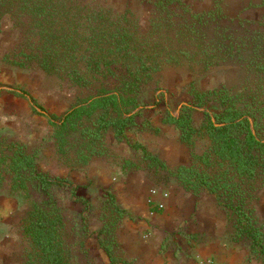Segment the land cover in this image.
Instances as JSON below:
<instances>
[{
	"label": "trees",
	"instance_id": "1",
	"mask_svg": "<svg viewBox=\"0 0 264 264\" xmlns=\"http://www.w3.org/2000/svg\"><path fill=\"white\" fill-rule=\"evenodd\" d=\"M195 1L141 0L150 12L149 28L141 37L137 22L129 17V7L117 14L102 3L87 0H0V23L9 15L21 32V40L5 60L21 69H40L82 89L102 82L98 95L89 97L62 121L63 125L80 111L89 120L83 128L82 145L90 148L108 128L125 139L126 128L140 111H128L120 118L115 113L124 105L141 107L143 90L165 66L189 61L209 69L229 61L242 63L247 85L240 91L226 86L209 91L193 87V102L184 105L183 113L165 114L164 122L174 125L181 142L189 147H194L197 136L208 140L201 155L192 151L189 164L170 169L143 145L135 147L142 149L150 167L168 171L186 189L212 193L230 212L235 239L247 241L252 253L264 256V222L251 205L264 188V32L243 34L231 27L249 23L242 13L264 8V0H242L244 7L234 16L227 14L226 0L197 5ZM209 102L212 107L207 106ZM194 106L204 108L200 120L189 114ZM57 140L64 150L62 137ZM10 149L13 155L6 179L13 187L39 194L22 218L28 246L21 264H78V244L69 239L62 208L52 192L54 186L67 183L38 171L36 155L23 146L11 144ZM106 202L111 219L98 231V241L107 264H136L123 260L115 250L114 231L125 210L113 194H108ZM81 229L87 230L86 223Z\"/></svg>",
	"mask_w": 264,
	"mask_h": 264
},
{
	"label": "rangeland",
	"instance_id": "2",
	"mask_svg": "<svg viewBox=\"0 0 264 264\" xmlns=\"http://www.w3.org/2000/svg\"><path fill=\"white\" fill-rule=\"evenodd\" d=\"M204 1L196 0L195 4ZM95 2L117 14H123L129 7L132 12L129 17L137 22L139 35L144 37L150 25V12L141 0H87L89 4ZM243 7L242 0H226L225 10L230 16ZM242 18L250 22L243 27L233 23V30L243 34L264 32L260 22H264V8L247 10ZM20 40L19 28L14 27L9 15L5 16L0 23V264L22 263L28 246L22 218L39 199L37 192L13 187L6 179L13 155L11 144L34 153L38 171L67 183L54 186L52 192L62 208L69 239L78 244L75 246L78 264L108 263L98 241V231L111 219L108 194L115 195L125 210L114 237L118 256L127 262L217 264L210 253L208 257L207 252L201 251H216L229 244L249 250L247 262L256 260L264 264V256L252 253L247 241L235 239L230 212L217 203L212 193L186 189L168 171L150 167L142 149L135 147L143 145L170 169L189 164L192 151L201 155L208 148V140L197 136L194 147H189L181 142L179 130L164 122L165 114L183 113L184 105L193 102V87L209 91L226 86L240 91L247 85L242 63L229 61L209 69L189 61L165 66L156 81L143 90L141 107L124 105L115 113L120 118L128 111H140L126 128L125 139L117 138L114 130L108 128L90 148L82 145L83 128L89 125V120L80 111L63 125L62 121L89 97L98 95L102 82L82 89L40 69L11 65L5 56ZM207 106L212 107L213 103ZM194 107L195 111L189 114L200 120L204 108ZM60 136L62 151L57 140ZM256 195L251 205L257 218L264 222V188ZM161 201L165 207L158 209L155 203ZM84 223L86 231L81 229Z\"/></svg>",
	"mask_w": 264,
	"mask_h": 264
},
{
	"label": "crops",
	"instance_id": "3",
	"mask_svg": "<svg viewBox=\"0 0 264 264\" xmlns=\"http://www.w3.org/2000/svg\"><path fill=\"white\" fill-rule=\"evenodd\" d=\"M203 251V250H202ZM201 253L206 254V256H213L211 258H214L215 262L217 264H263L262 262H258L256 260H252L251 262H247L245 260V257L248 256L249 250L246 248H236L235 246H230L227 244L226 246H220L216 249V251H211L210 249H205ZM210 253V255H209Z\"/></svg>",
	"mask_w": 264,
	"mask_h": 264
},
{
	"label": "built area",
	"instance_id": "4",
	"mask_svg": "<svg viewBox=\"0 0 264 264\" xmlns=\"http://www.w3.org/2000/svg\"><path fill=\"white\" fill-rule=\"evenodd\" d=\"M166 196V195H165ZM155 206L158 208V209H163L165 207L164 203L161 201V202H156L155 203Z\"/></svg>",
	"mask_w": 264,
	"mask_h": 264
}]
</instances>
